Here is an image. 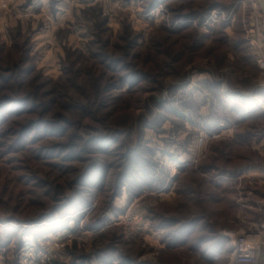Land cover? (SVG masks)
Listing matches in <instances>:
<instances>
[{"label":"rangeland","instance_id":"rangeland-1","mask_svg":"<svg viewBox=\"0 0 264 264\" xmlns=\"http://www.w3.org/2000/svg\"><path fill=\"white\" fill-rule=\"evenodd\" d=\"M259 1L0 0V264L229 263L264 226Z\"/></svg>","mask_w":264,"mask_h":264},{"label":"built area","instance_id":"built-area-1","mask_svg":"<svg viewBox=\"0 0 264 264\" xmlns=\"http://www.w3.org/2000/svg\"><path fill=\"white\" fill-rule=\"evenodd\" d=\"M258 61L264 64V56H261ZM263 227L262 225L261 229ZM261 229H243L227 234L232 243V253L228 264H259L264 244V231Z\"/></svg>","mask_w":264,"mask_h":264},{"label":"water","instance_id":"water-1","mask_svg":"<svg viewBox=\"0 0 264 264\" xmlns=\"http://www.w3.org/2000/svg\"><path fill=\"white\" fill-rule=\"evenodd\" d=\"M260 4H261L262 11H263V14H264V0H260Z\"/></svg>","mask_w":264,"mask_h":264}]
</instances>
